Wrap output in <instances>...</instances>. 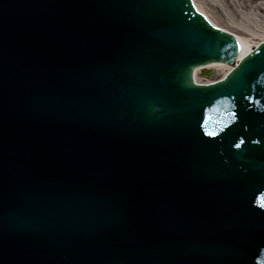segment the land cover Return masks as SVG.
Wrapping results in <instances>:
<instances>
[{"label": "water", "instance_id": "water-1", "mask_svg": "<svg viewBox=\"0 0 264 264\" xmlns=\"http://www.w3.org/2000/svg\"><path fill=\"white\" fill-rule=\"evenodd\" d=\"M237 40L191 0H0V264H264V42L193 76Z\"/></svg>", "mask_w": 264, "mask_h": 264}, {"label": "bare ground", "instance_id": "bare-ground-1", "mask_svg": "<svg viewBox=\"0 0 264 264\" xmlns=\"http://www.w3.org/2000/svg\"><path fill=\"white\" fill-rule=\"evenodd\" d=\"M227 1L228 3H224L223 0H215L214 4H216V6L220 8V10L225 14L227 18H233L235 15L232 13V11H235L237 16L240 18L239 22H237L236 19L234 20L236 22H233L236 29L247 35L249 38H251V41H249L248 39L245 38L242 39L241 37L235 35L236 37H238V41L241 49L240 54L242 58L243 55L245 56L248 52L252 50V48L255 47V46L254 47L251 46L252 41L257 40L259 41V43L264 42V0H227ZM195 6L200 11L199 7L197 5ZM227 67L228 66L223 64H211L208 65L207 69H213V68L225 69ZM228 70H230V67H228ZM198 72L195 75L196 83L199 82L197 79Z\"/></svg>", "mask_w": 264, "mask_h": 264}, {"label": "rangeland", "instance_id": "rangeland-1", "mask_svg": "<svg viewBox=\"0 0 264 264\" xmlns=\"http://www.w3.org/2000/svg\"><path fill=\"white\" fill-rule=\"evenodd\" d=\"M214 1L215 0H195L196 2L195 5H197L200 11L205 15H207L210 18V20L213 22V24H215L218 28H221L234 35H237L242 39L245 38L251 41V38H249L247 35L236 29L233 22L236 21L239 22L240 18L237 16L235 11H232V13L235 15V16L233 15L234 19L227 18L225 14L220 10V8H218L216 4H214ZM223 1L224 3H228L227 0H223ZM235 19L236 21H234ZM258 44L259 41L254 40L252 41L251 46L254 47ZM228 72H229L228 67L225 69L213 68V69L201 70L198 72V76H197V79L199 81L198 83L207 84V83L216 82L224 78L225 74H228Z\"/></svg>", "mask_w": 264, "mask_h": 264}, {"label": "snow or ice", "instance_id": "snow-or-ice-1", "mask_svg": "<svg viewBox=\"0 0 264 264\" xmlns=\"http://www.w3.org/2000/svg\"><path fill=\"white\" fill-rule=\"evenodd\" d=\"M208 135H212V134H208ZM240 143H243V141H241ZM240 143L236 144V147H237V148L240 147Z\"/></svg>", "mask_w": 264, "mask_h": 264}]
</instances>
